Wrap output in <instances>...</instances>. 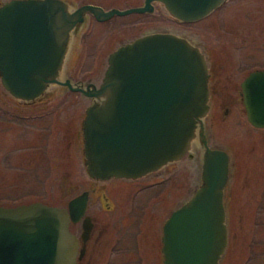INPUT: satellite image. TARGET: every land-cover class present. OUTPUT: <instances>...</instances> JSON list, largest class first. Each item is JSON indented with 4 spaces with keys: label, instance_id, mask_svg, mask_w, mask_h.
I'll return each instance as SVG.
<instances>
[{
    "label": "water",
    "instance_id": "95a60500",
    "mask_svg": "<svg viewBox=\"0 0 264 264\" xmlns=\"http://www.w3.org/2000/svg\"><path fill=\"white\" fill-rule=\"evenodd\" d=\"M156 1L175 19L193 23L226 0ZM136 11L95 14L109 18ZM74 18L55 0L0 6V76L11 95L31 100L52 85L83 91L57 79L63 37ZM207 77L202 54L184 38L153 34L113 52L101 86L87 93L97 101L82 125L88 175L102 181L139 179L180 160L208 111ZM243 88L248 122L264 127V71L252 72ZM203 137L201 186L165 224V264H218L226 247L228 157L210 149ZM83 203L77 199L70 205L73 220ZM68 225L64 210L41 203L0 208V264H75L77 245Z\"/></svg>",
    "mask_w": 264,
    "mask_h": 264
},
{
    "label": "flooded vegetation",
    "instance_id": "af4514ba",
    "mask_svg": "<svg viewBox=\"0 0 264 264\" xmlns=\"http://www.w3.org/2000/svg\"><path fill=\"white\" fill-rule=\"evenodd\" d=\"M9 1L0 2V6ZM55 1L64 5L69 17H75V25L67 37H63L66 42L57 79L61 83L68 81L83 91L52 85L42 95L23 100L14 97L4 88L0 76V208L13 209L41 203L64 210L69 221L68 230L77 245L75 264H165V224L171 214L199 189L197 175L195 191L182 203V188L177 185L181 171L176 164L190 155L189 152L177 162L166 164L139 179L97 180L86 171L82 125L86 110L97 102L87 93H92L93 87L98 89L101 86L113 52L153 34L183 37L166 31L163 25L150 30L152 14L159 12L160 8L168 13L160 1ZM86 7L94 8L96 14L138 11L99 18L91 10H85ZM169 15L175 22L183 23ZM160 16L158 21L162 24L164 19ZM96 26L106 27L105 33L122 30L131 35L120 38L115 44L109 43L119 47L108 54L107 67L100 83L81 79L75 81L67 66L71 60V45H77L78 40L81 45L80 39H84V45H100V41H92ZM92 47L89 54L88 48L86 53L81 52L79 64L99 61L97 47ZM194 47L202 54L206 66L208 111L191 145L202 149L200 134L204 135L203 139L208 145L210 135L206 129L208 132L209 122L211 127L215 125L214 128L217 125H233V128L226 129L232 136L226 139L224 149L210 148L208 145L212 150L223 151L228 157V176L223 191L226 247L218 264H233L236 260L238 264H264V234L263 238L257 239L258 228L264 226V127H254L248 122L243 88L252 72L264 71V68H247V60L241 54L231 56L223 50L212 51L208 54L211 56H205L199 47ZM65 95L67 99L70 96L76 99L77 96L88 99L90 103L82 112H73L76 114L73 117L69 115L70 106L65 105L66 100L61 106L53 105L56 102L60 104V97L64 98ZM40 142L44 147L42 151L39 148ZM29 175L48 176L45 200L38 199L34 181L24 183L23 178ZM179 183H182L181 179ZM24 187L29 188L27 196H24ZM173 198H178L177 204L175 202V208L167 213ZM77 199L84 200V209L73 220L70 205ZM243 225L246 226L244 234ZM238 232L242 233V239L237 258L234 247Z\"/></svg>",
    "mask_w": 264,
    "mask_h": 264
},
{
    "label": "rangeland",
    "instance_id": "374dc122",
    "mask_svg": "<svg viewBox=\"0 0 264 264\" xmlns=\"http://www.w3.org/2000/svg\"><path fill=\"white\" fill-rule=\"evenodd\" d=\"M6 1L8 0H1L0 2L2 3ZM160 15L164 19V21H162L163 23L161 22L162 24H159L160 21H158V17ZM150 20L152 28L150 30L157 28L159 25H163L162 28L164 27L166 31L177 34L186 39L191 45L199 47L200 50L206 54L205 56H207L209 53L211 54L212 51L216 52L225 50L231 54V56L232 54H241V56L247 60V68L249 69L253 68L254 66L264 68V0H226L205 19L194 23L175 22L168 13H165L163 8H160L159 12L152 14ZM105 28L106 27L96 26L94 35L92 36V41H100V45H93V47H97L96 51L99 56V61H92L91 63H86L85 65H83V62L79 64V59L82 55L81 52L83 51L84 53L85 51L86 53V49L88 48L87 53L89 54L91 52L90 47L92 46L84 45V39H80L82 42L81 45H79V40L77 45H71V60L70 64L67 66L70 68L69 72L75 81L81 79L83 81L90 80L95 84L100 83L103 73L107 67L106 58L108 54L113 49H117L119 47V45H109V43L115 44L120 38H125L131 35L129 33L123 32L122 30L112 33H105ZM103 35L106 36L103 37ZM138 35L139 34L136 36ZM53 88L54 87H51V89ZM55 89L61 90L63 88L56 87ZM60 95L63 96L64 94ZM62 96L60 97V104L56 102L53 105L61 106L62 102H65L66 100L65 105L70 106L69 111L71 114L69 115L73 117L76 116V114L74 115L73 112H77V114L78 112H82L84 107L90 103L88 99H82L77 96L76 99H73V96H70L69 99L66 98L67 95H65L64 98ZM214 126L211 127V123L209 122L208 132L206 129V133L210 135L208 145L210 148L217 147L224 149L226 147V139L232 136H230V133L226 129L233 128V125L231 124L227 127H223V125H217L215 128ZM39 148L41 151L44 148L41 142L39 144ZM188 152L190 155L184 157L181 162L176 164V166L179 167V170L181 171L177 185H180L182 188V203L189 199V197L195 191L197 175V186H201L200 174L202 149L192 144ZM190 156H192V158H190ZM76 167L78 168V164H76ZM81 170H83V168ZM83 176L85 177L84 173ZM180 179L182 182L181 184L179 183ZM23 180L24 183H26V181L29 182V180L34 181L37 185H35V189L38 192V199H46L44 191L46 189V184L49 183L48 176L46 177V175H39L38 177H35L29 175V177L25 176ZM28 189L29 188L24 187V196H27L26 193L28 192ZM48 193L50 196L52 195V193ZM177 199H168L171 201L170 205H168L171 208L167 209V213L175 208L176 205H174V203L176 202L177 204ZM245 228L246 226L243 225V234ZM241 234L242 233L238 232L237 244L234 247V254L237 256V258L239 256L238 252L240 253L239 244L242 239ZM262 234H264V226L258 228L257 239L260 240ZM237 261L238 260L234 261L233 264H238Z\"/></svg>",
    "mask_w": 264,
    "mask_h": 264
}]
</instances>
